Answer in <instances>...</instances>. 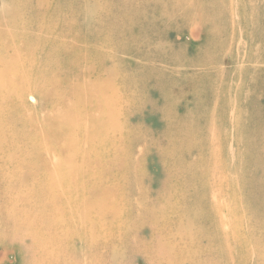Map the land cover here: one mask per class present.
Wrapping results in <instances>:
<instances>
[{
	"label": "rangeland",
	"instance_id": "374dc122",
	"mask_svg": "<svg viewBox=\"0 0 264 264\" xmlns=\"http://www.w3.org/2000/svg\"><path fill=\"white\" fill-rule=\"evenodd\" d=\"M72 1L51 0L49 18L64 7L78 11L75 18L84 15L83 26L96 22L104 49L94 51L88 39L86 56L101 55L103 69L111 59L116 66L111 87L103 85L116 99V160L113 151L103 158L116 168L104 177L106 185L94 186L95 200L97 193L104 204L107 196L115 200L105 206L110 221L94 217L93 224L90 217L92 230L84 233L75 212L65 218L42 212L38 194L31 217L44 223L36 243L55 250L38 264H264V131L246 125L264 118V0H118L116 18L112 0ZM87 5L94 11L84 12ZM55 61L68 70L63 59ZM205 140L206 150H198ZM200 158L227 179L217 198L221 218L222 210L234 212L241 229L227 246L215 231L208 189L194 180ZM48 217L64 218L66 228L76 221L70 240L52 239ZM230 224L228 234L237 229ZM212 249L218 260L209 262ZM2 254L0 247V264H19L15 248L3 262Z\"/></svg>",
	"mask_w": 264,
	"mask_h": 264
},
{
	"label": "bare ground",
	"instance_id": "6f19581e",
	"mask_svg": "<svg viewBox=\"0 0 264 264\" xmlns=\"http://www.w3.org/2000/svg\"><path fill=\"white\" fill-rule=\"evenodd\" d=\"M96 1L93 0L92 3ZM148 1L144 0V3ZM117 2L118 0H112V4H115L112 7L115 18ZM88 5L83 11H94ZM50 6L51 0H0L2 262L5 257H9L10 248L17 250L19 264H24L23 259L26 258L32 261L31 264H38V258L42 256L47 259L55 251L47 249L51 248V244L41 248L36 243L37 229L43 227L44 220L42 218L38 225L31 215L36 210L35 202L39 200V195L45 202L39 209L42 212L44 210L50 217L51 212L56 217L64 218L65 214L75 212L78 216L79 232L88 233L89 229L92 230L91 227L88 229L86 223L92 224L93 221L94 224V217L100 222L104 220L108 223L113 214L110 210L104 211H107L105 206L112 204L115 196H107L103 200L106 204L99 202L101 195L97 193V199H94V186L106 185L104 177L110 169L116 168V163H113L116 160V119L113 112L116 99L106 96L103 87H111L110 82L116 76V66L111 59V66L103 69L101 59H104L101 55L98 54L99 58L97 56L93 61L86 56L89 50L88 39L93 41L96 52L105 45L104 34L96 22L90 27L83 26L84 15H81L80 21L78 11L73 12L64 7L57 9V14L49 18ZM259 35L264 41V34ZM56 58L63 59L68 70L63 69V64L61 61L56 62ZM233 114L234 109L230 114L232 121ZM246 116L247 112L245 118ZM263 122L264 118L259 117L256 123L248 119L246 125L264 131ZM237 124L234 121L233 131ZM214 131L215 127L211 133ZM253 136L263 137L255 133ZM199 146L201 147H197L198 150L203 148L205 151L206 140ZM231 148L233 150V146ZM110 151H113L110 156L115 159L112 161L108 158L106 161L103 157ZM192 151L194 152L193 148ZM215 152L216 150L210 153L218 158L219 153ZM195 169L198 170L195 183L200 186L201 178L204 183L202 185L208 189L210 203L214 208L212 213L218 219L215 231L227 246L229 235L236 238V232L241 229L238 228V219L234 217V212L229 216L228 211L222 210L226 218L223 215L221 218L222 206L217 198L225 193L226 185L222 184L225 176L218 173L217 178L214 173L218 170L211 169L201 158ZM259 173L261 172L257 171L258 175ZM205 180L209 186L205 185ZM102 211L104 214L100 215ZM206 213L208 214L207 211ZM64 218L59 217L60 220L56 219L54 223V218L48 217L54 232L52 239L61 244L64 240H70L76 222L66 228ZM70 218L67 217V222H70ZM99 221L97 223L102 226ZM233 222L237 229L230 230L228 234L227 229ZM60 227L62 231L60 235H56ZM151 231H154L153 227ZM203 234L205 233L200 235ZM89 237H92V233ZM26 241H29V245L24 244ZM94 241L93 236L92 243ZM196 253L199 256L198 251ZM206 258H209V262L213 258L217 259L213 249L207 252ZM214 263L215 261L212 264Z\"/></svg>",
	"mask_w": 264,
	"mask_h": 264
}]
</instances>
